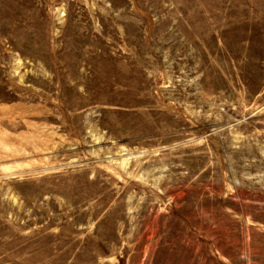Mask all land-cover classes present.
<instances>
[{"label":"rangeland","instance_id":"rangeland-1","mask_svg":"<svg viewBox=\"0 0 264 264\" xmlns=\"http://www.w3.org/2000/svg\"><path fill=\"white\" fill-rule=\"evenodd\" d=\"M0 264H264V0H0Z\"/></svg>","mask_w":264,"mask_h":264}]
</instances>
